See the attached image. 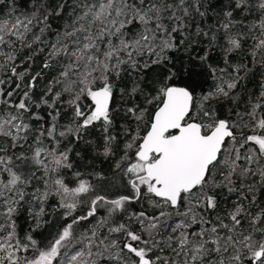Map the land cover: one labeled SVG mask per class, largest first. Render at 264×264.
<instances>
[{
    "label": "snow or ice",
    "instance_id": "6c2138e0",
    "mask_svg": "<svg viewBox=\"0 0 264 264\" xmlns=\"http://www.w3.org/2000/svg\"><path fill=\"white\" fill-rule=\"evenodd\" d=\"M0 264H264V0H0Z\"/></svg>",
    "mask_w": 264,
    "mask_h": 264
},
{
    "label": "trees",
    "instance_id": "16d2710c",
    "mask_svg": "<svg viewBox=\"0 0 264 264\" xmlns=\"http://www.w3.org/2000/svg\"><path fill=\"white\" fill-rule=\"evenodd\" d=\"M5 11H6V9H5ZM18 223H19L22 231L27 227V224H26L25 219L23 217H21V219L18 221Z\"/></svg>",
    "mask_w": 264,
    "mask_h": 264
}]
</instances>
